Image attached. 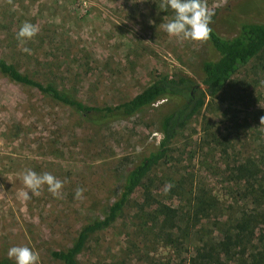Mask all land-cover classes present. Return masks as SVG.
<instances>
[{"label":"rangeland","instance_id":"obj_1","mask_svg":"<svg viewBox=\"0 0 264 264\" xmlns=\"http://www.w3.org/2000/svg\"><path fill=\"white\" fill-rule=\"evenodd\" d=\"M163 2L0 0V58L38 81L53 80L87 105L121 104L160 75H190L193 61L201 55L199 42L181 41L163 31L161 25L172 15L170 10L161 11ZM258 2L206 0L213 12L252 19L258 13ZM24 22L38 28L36 36L28 41L16 38ZM229 26L223 24L221 36L232 34ZM25 47L30 52L23 51ZM47 63L55 73L46 69ZM248 83H262V77L250 66L240 71L216 98L206 100L198 117L173 145L169 161L172 164L160 168L161 177L173 176L176 160H181L177 168H186L187 156L192 155L188 172L210 180V186L222 187L216 183L213 170L202 167L206 151L189 155L185 144L198 142L205 119L221 128L223 111L226 107L238 108L240 90ZM169 105L160 101L127 120L92 128L67 108L41 100L34 91L16 86L0 75V257H7L9 247L24 245L38 253L39 264H60L50 257V252L66 249L81 225L106 208L120 171L159 141L154 123ZM257 106L263 111L258 131L252 134L247 130L243 143L264 138V104ZM251 124L256 126L255 122ZM25 169L38 174L48 172L66 181L59 196L53 197L44 186L40 195L24 201ZM166 187L155 184L154 194L163 195ZM77 188L83 190L80 197L75 196ZM130 225L125 210L112 227L91 238L81 264L124 261L128 244L141 240L132 234ZM123 264L137 263L133 257Z\"/></svg>","mask_w":264,"mask_h":264},{"label":"trees","instance_id":"obj_2","mask_svg":"<svg viewBox=\"0 0 264 264\" xmlns=\"http://www.w3.org/2000/svg\"><path fill=\"white\" fill-rule=\"evenodd\" d=\"M256 11L253 19L214 11L209 39L199 42L201 55L193 61L190 75H160L115 106L87 105L53 80L38 81L0 58L2 77L34 91L41 100L67 108L92 128L127 120L160 101L170 104L154 123L160 135L157 144L148 146L120 171L106 208L81 225L66 249L51 251L53 260L81 264L91 238L112 227L128 210L132 234L141 240L128 244L125 260L134 257L137 264H264V138L243 143L247 130L252 134L258 131L263 111L257 105L264 104V0H259ZM224 23L232 30L228 37L219 33ZM248 66L262 77L261 86L248 83L240 90L238 108L226 107L223 111L221 128L205 119L198 142L185 144L189 155L206 151L202 167L213 170L216 183L222 187L210 186V180L188 172L192 155L187 156L186 168H177L181 160H176L173 176L161 177L160 168L172 164L173 145L198 117L206 100L216 98ZM45 67L50 69L48 63ZM50 71L55 73L52 68ZM157 183L169 185L163 195L154 194ZM125 260L117 262L123 264ZM0 264L13 261L0 257Z\"/></svg>","mask_w":264,"mask_h":264},{"label":"clouds","instance_id":"obj_3","mask_svg":"<svg viewBox=\"0 0 264 264\" xmlns=\"http://www.w3.org/2000/svg\"><path fill=\"white\" fill-rule=\"evenodd\" d=\"M160 7L161 11L170 10L172 13L171 19L161 25L169 36L181 41L200 43L209 39V25L212 23L214 12L208 8L206 0H164ZM37 32L35 25L24 22L16 32V38L28 41L35 37ZM23 51L30 52V49L25 47ZM65 182L48 172L38 174L32 169H25L22 173V183L26 189L22 193L23 199L28 201L33 195H40L44 186L53 197H58ZM82 191L77 188L75 196L80 197ZM6 256L13 264H39L38 253L29 246L13 245L7 249Z\"/></svg>","mask_w":264,"mask_h":264}]
</instances>
